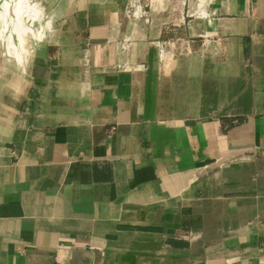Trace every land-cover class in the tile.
<instances>
[{
    "label": "crops",
    "instance_id": "0c3cea01",
    "mask_svg": "<svg viewBox=\"0 0 264 264\" xmlns=\"http://www.w3.org/2000/svg\"><path fill=\"white\" fill-rule=\"evenodd\" d=\"M19 1L0 264H264V0Z\"/></svg>",
    "mask_w": 264,
    "mask_h": 264
},
{
    "label": "bare ground",
    "instance_id": "6f19581e",
    "mask_svg": "<svg viewBox=\"0 0 264 264\" xmlns=\"http://www.w3.org/2000/svg\"><path fill=\"white\" fill-rule=\"evenodd\" d=\"M10 4L13 5V8L11 10V19L7 27L14 35L10 36L8 40H10L9 44L12 48L17 50V54L13 55V57L17 59V61H24L26 58L25 54L28 52L25 47L31 46L32 42H30V40L33 41V39H27V31L30 28L36 27V36H40L45 28V22L40 24L41 22L38 19V14L42 5L41 3L40 5L38 4V7L33 11L30 10L29 0H20L18 3H5L6 7L10 6Z\"/></svg>",
    "mask_w": 264,
    "mask_h": 264
},
{
    "label": "rangeland",
    "instance_id": "374dc122",
    "mask_svg": "<svg viewBox=\"0 0 264 264\" xmlns=\"http://www.w3.org/2000/svg\"><path fill=\"white\" fill-rule=\"evenodd\" d=\"M30 3V2H29ZM31 5V4H30Z\"/></svg>",
    "mask_w": 264,
    "mask_h": 264
}]
</instances>
